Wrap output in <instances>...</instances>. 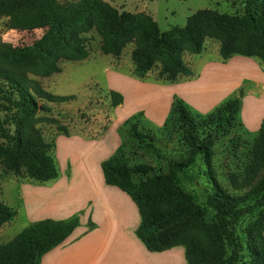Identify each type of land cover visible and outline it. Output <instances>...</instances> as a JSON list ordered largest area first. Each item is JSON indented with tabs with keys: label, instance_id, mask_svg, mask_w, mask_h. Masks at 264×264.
<instances>
[{
	"label": "rangeland",
	"instance_id": "rangeland-1",
	"mask_svg": "<svg viewBox=\"0 0 264 264\" xmlns=\"http://www.w3.org/2000/svg\"><path fill=\"white\" fill-rule=\"evenodd\" d=\"M57 1L62 6L72 7L73 12L65 21L64 32L67 37L82 39L89 51L88 59L82 62L67 61L57 44L42 43L38 47V57L42 58L47 53L56 55L61 72L41 77L33 68L37 58L30 49L40 43L44 30H12L7 25L8 19L0 17V68L21 70L46 92L58 96L73 95L75 100L60 104L39 101L38 105L47 107L49 112L29 116L9 109L5 99L0 97V148L3 151L9 149L10 137L18 125L34 123L43 140L54 146L49 155L63 175L65 167L70 164V160L66 159L68 155L74 157L87 153L93 156L104 151L100 143H92L85 148L78 146L77 140L68 141L66 138L74 135L96 138L111 124L116 127L111 129V135L116 139V149L122 147L128 165L149 167L150 175L164 174L172 161L185 160L189 155L180 134L171 127L164 128L174 98L183 101L201 117L209 115L225 101L239 98L237 121L240 126L230 134L218 137L213 147L212 163L219 184L233 196L242 195L245 190H235L228 181V175L234 170L241 171L248 167L251 148L264 120V67L259 58H245L238 54L222 61L219 48L228 23L243 14L250 0ZM115 16L123 17L125 23L123 49L118 58L105 56L99 50L101 43L109 36L113 23H116ZM150 23H155L161 33L169 35L170 40L181 47L179 58L191 70V77H179L175 82L159 78L161 64L158 57L143 79L133 74L131 54L136 48L147 45ZM190 23H196L204 31L199 55L188 52L183 43L182 29ZM199 78L206 87H223V90H219L221 97L218 100L221 101L211 111L203 113L192 100L190 89L180 84V81L186 80L197 84ZM115 88L126 95L122 108L111 107L108 92ZM173 91L177 96H171ZM138 113H142L136 118L138 131L149 132L153 141L135 140L129 134V127L124 125ZM232 139L238 140L236 149L230 144ZM85 158L89 159L88 156ZM20 169V174L14 175L5 169L4 158L0 159V201L14 211L19 208L21 199L14 182L36 183L27 177L24 165ZM178 188L183 198L191 200L193 210L201 211L203 216L195 230L183 235L181 245L164 251L168 254L154 263L188 264L186 253H199L208 247L227 257L229 244L206 205L207 197L212 192V182L200 157L183 174H179ZM16 217L1 226L0 245L8 244L24 230L22 215ZM263 220L264 212L260 210L240 220L236 225V234L243 244L248 233H261L264 236ZM243 247L237 264H252L247 246Z\"/></svg>",
	"mask_w": 264,
	"mask_h": 264
},
{
	"label": "trees",
	"instance_id": "trees-1",
	"mask_svg": "<svg viewBox=\"0 0 264 264\" xmlns=\"http://www.w3.org/2000/svg\"><path fill=\"white\" fill-rule=\"evenodd\" d=\"M72 12L70 5L62 6L57 0H0V17L8 19L9 29L44 30L40 43L30 49L37 58L33 68L41 77L61 72L56 55L47 53L38 57V47L42 43L57 44L67 61L88 59L89 51L82 39L65 35V21ZM115 17L116 23L99 50L105 56L118 58L123 49L125 23L123 17ZM149 31L147 45L136 48L131 54L133 74L143 79L158 57L161 64L159 78L175 82L179 77H191V70L179 58L181 47L173 43L169 35L161 33L155 23H150ZM203 32L196 23L187 24L182 29L183 43L193 55L202 52ZM235 54L245 58L257 57L264 67V0H250L243 14L228 23V29L221 37L219 56L222 61H227ZM108 95L112 108L123 104L120 93L109 91ZM0 97L5 99L9 109L29 116L49 112L47 107L38 105L39 101L60 104L75 100L73 95L58 96L46 92L21 70L4 68H0ZM239 108V98L229 99L209 115L201 117L183 101L174 98L164 128L171 127L180 134L189 152L185 160L172 161L167 173L150 175L149 167L128 165L122 147H119L100 164L105 184L125 193L137 207L140 225L135 235L148 252L162 253L181 245L183 235L199 226L202 212L194 211L191 200L181 196L178 182L179 174L200 157L212 182L206 205L228 242L230 253L223 257L208 247L199 253H186L188 264H237L244 245L252 264H264V236L248 233L243 244L236 234V225L241 219L257 210L264 212V120L251 148L248 167L228 175L235 190H245L242 195L233 196L219 184L212 163L213 147L218 137L228 135L240 126L237 121ZM141 115L132 116L124 125L129 127V134L135 140L153 141L149 132L141 133L136 127V118ZM230 144L236 149L238 140L232 139ZM53 149L52 144L43 140L34 123H21L10 137L9 149L3 151L0 148V159L4 158L8 172L19 175L24 165L27 177L43 184L59 176L56 162L49 155ZM16 215V211L0 201V228L12 222ZM261 224L264 225V220ZM79 225L77 216L66 221L43 220L30 224L8 244L0 245L1 264H41L42 257L61 245ZM88 227L92 229L94 225L89 223Z\"/></svg>",
	"mask_w": 264,
	"mask_h": 264
},
{
	"label": "crops",
	"instance_id": "crops-1",
	"mask_svg": "<svg viewBox=\"0 0 264 264\" xmlns=\"http://www.w3.org/2000/svg\"><path fill=\"white\" fill-rule=\"evenodd\" d=\"M197 81V84L189 80L180 81V84L190 89L196 107L203 110L201 113L211 111L221 101L218 100L221 97L219 90L223 87H206L203 80ZM114 90L123 96L120 107H124L126 95L118 88ZM173 95H176L175 91L171 93ZM112 127L115 126L110 124V128L96 138L65 137L68 141L77 140L78 146L85 148L100 143L104 151L93 156L87 153L68 155L66 159L70 164L65 167V174L58 172L56 180L43 184L14 182L21 195L16 213L17 217L22 215L24 229L43 220L79 218V227L61 245L45 254L41 264H155L168 254L146 250L135 235L140 225L137 207L125 193L105 184L100 164L117 148L116 139L111 135ZM87 156L89 159L85 158ZM89 223L94 225L92 229H89Z\"/></svg>",
	"mask_w": 264,
	"mask_h": 264
}]
</instances>
